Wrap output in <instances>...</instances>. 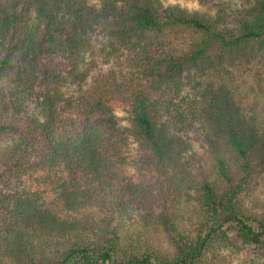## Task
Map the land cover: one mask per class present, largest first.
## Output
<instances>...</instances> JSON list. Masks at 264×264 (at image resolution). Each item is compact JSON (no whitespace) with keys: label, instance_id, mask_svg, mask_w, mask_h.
<instances>
[{"label":"trees","instance_id":"16d2710c","mask_svg":"<svg viewBox=\"0 0 264 264\" xmlns=\"http://www.w3.org/2000/svg\"><path fill=\"white\" fill-rule=\"evenodd\" d=\"M253 60H264V0L228 14L161 0H0V261L200 264L218 240L230 245L228 229L264 253V218L250 219L237 199L264 170V125L218 77ZM191 79L199 93L175 104ZM59 103L85 117L58 131ZM192 123L215 162L199 176ZM128 139L150 181L125 172ZM28 176L38 186H24ZM189 206L200 212L194 234L179 227ZM117 208L166 232L170 251L146 245L144 230L123 248Z\"/></svg>","mask_w":264,"mask_h":264},{"label":"rangeland","instance_id":"374dc122","mask_svg":"<svg viewBox=\"0 0 264 264\" xmlns=\"http://www.w3.org/2000/svg\"><path fill=\"white\" fill-rule=\"evenodd\" d=\"M94 1V0H93ZM97 1V0H96ZM164 5L170 4H178L182 7L187 8L188 10H198L202 13L207 14H228V13H238L241 10L247 8L248 6L254 3V0H161ZM232 15V14H231ZM128 59L127 57H123ZM102 59V58H100ZM62 64V63H61ZM58 66V64H57ZM118 68V67H116ZM115 68V69H116ZM219 78H222L221 82L232 91L236 101L244 107L246 112H251V110L255 111L262 120V124L264 125V60H253L247 61L242 65L229 69L228 72L223 71ZM186 79V80H185ZM188 78H183L184 84H186ZM186 81V82H185ZM206 81L208 79H202L200 83L203 87L206 86ZM191 86L184 85V87L179 90L176 94H172L173 102L175 104H184L187 105V100L191 99L192 93L195 90L197 93L198 89L196 85L197 81L195 79H191ZM112 105L114 107L115 113L120 120V124H127V120L123 119L125 117V112L123 111L122 104L118 101H113ZM184 106V107H185ZM59 113L61 114V121L58 123V131H63L68 128V124L70 121H79L81 118L85 117L83 113L77 111V109L69 108L64 105V103L58 104ZM179 110H181L179 108ZM200 125H196L192 123L189 125L186 133V137L192 142L193 148L196 152L197 157L200 159V163H196L192 170L199 173V170H204L207 172H213V165L215 162L212 159L211 153L208 150V145L203 142L202 138L204 137L203 130L199 127ZM104 133L107 137H112L117 139L116 136L108 131V129H104ZM139 147L137 143L131 139L127 140V144H125L121 149V155L125 158L126 165V173L129 178L133 181L147 182L151 180V177H154L155 173L149 167H144L142 164L135 165L133 162L139 158ZM234 172L238 171V167H232ZM3 170V167H0V172ZM38 175V173H36ZM34 176H28L25 179L27 187H34L38 185L33 181ZM252 185L247 188V190L243 191L240 195H238V203L241 205L242 211L244 214L248 215L250 219L256 218H264V170L261 171L254 179H251L248 184ZM6 189L0 187V193H3ZM125 193L128 192L127 186L124 188ZM123 194L121 195V199ZM123 199H129L124 196ZM139 199L140 195H139ZM152 206L154 208H159L158 198L155 197V200H151ZM119 204V203H118ZM189 209H186L184 212L185 220H182L179 224L181 232L194 234L196 233V227L199 222V214L200 212L191 206ZM84 214L91 217L90 208H84ZM116 219L111 221V225L118 226L120 222L123 221L124 228L120 232V237L122 241V247H128L132 245H139L142 243L137 238V231L144 230V234L141 236V240L146 238V245L148 244L152 248L157 251H161L163 253H167L169 250V235L163 230L159 229L157 226L149 223L148 225H142L136 218L134 214V218L128 220L127 215L121 211V208H117ZM150 221V220H149ZM148 221V222H149ZM133 223H139L142 226H134ZM122 225H120L121 227ZM229 224L226 223L224 225L225 229H228ZM92 233V232H91ZM175 233L171 234L174 235ZM236 232L233 229H228V235L230 237V245L224 246L220 243L221 240H218L217 243L210 246L206 251L205 256L202 258L200 264H264V253L261 250H256V248L252 245L243 244L236 237ZM130 241L128 243H124L123 241ZM144 242V241H143ZM222 242V241H221ZM68 245H65L67 247ZM130 246V247H131ZM123 252V251H122ZM120 259V256H119ZM0 264H13L11 261L2 260ZM199 264V263H198Z\"/></svg>","mask_w":264,"mask_h":264}]
</instances>
